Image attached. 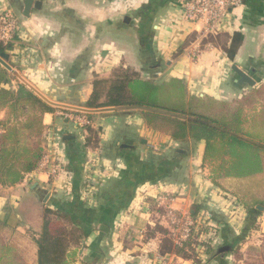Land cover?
Masks as SVG:
<instances>
[{"label": "crops", "instance_id": "crops-1", "mask_svg": "<svg viewBox=\"0 0 264 264\" xmlns=\"http://www.w3.org/2000/svg\"><path fill=\"white\" fill-rule=\"evenodd\" d=\"M183 1L35 0L40 8L25 16L27 0H0V14L10 12L20 24L16 41L3 53L17 73L8 71L5 88L23 84L56 110L42 121L44 150L57 176L36 169L16 185L0 184L4 237L29 264H38L36 241L48 208L76 212L86 230L74 264H159L160 258L165 264H207L208 253L200 263L160 255L163 235L152 230H171L161 215L169 210L210 220L221 234L218 248L240 242L246 230L229 228L223 215L227 193L212 183L204 142L174 141L155 131L145 122L147 108L86 107L94 80L109 79L118 66L132 67L147 80H181L187 97L220 101L237 100L253 88L238 83L234 65L256 85L264 82V0H243L219 32L244 35L233 62L202 45L203 25L184 21ZM60 112L86 116L97 145L86 146L87 129ZM7 116L2 111L0 120ZM213 260L220 264L215 255Z\"/></svg>", "mask_w": 264, "mask_h": 264}, {"label": "trees", "instance_id": "trees-1", "mask_svg": "<svg viewBox=\"0 0 264 264\" xmlns=\"http://www.w3.org/2000/svg\"><path fill=\"white\" fill-rule=\"evenodd\" d=\"M243 42L244 35L237 31L232 35L207 34L202 45L218 48L233 62ZM10 47L0 41V55ZM9 82V72L0 65V113L8 112L7 118L0 120V184L4 186L16 185L38 169L46 155L42 118L56 111L23 84L15 90L6 89ZM86 107L147 108L145 122L155 131L169 135L174 141L191 139L205 143V160L212 167L220 163L213 168L212 181L215 182V172L221 170L216 176L222 179L218 180L234 185L233 194L249 218L264 212L258 209L264 210V82L237 100L220 101L187 97L181 80H147L129 67L118 66L112 69L109 79L94 80ZM87 132L86 146L95 147L96 131L88 126ZM218 180L217 184L222 186ZM166 214L161 215L168 220ZM42 218L36 241L38 264H74L87 237L86 230L78 225L79 215L48 208ZM193 218L196 226L183 246L175 244L170 229L154 227L152 232L163 235L160 255H176L200 263L203 253L213 251L220 264H229L225 258L233 252L232 247L213 249L214 226L207 219L210 225L198 228L199 218ZM4 231L5 225L0 222V264H29L25 253L6 241ZM233 264L241 263L236 260Z\"/></svg>", "mask_w": 264, "mask_h": 264}, {"label": "built area", "instance_id": "built-area-1", "mask_svg": "<svg viewBox=\"0 0 264 264\" xmlns=\"http://www.w3.org/2000/svg\"><path fill=\"white\" fill-rule=\"evenodd\" d=\"M243 0H184L183 19L185 22L198 26L203 25L204 34L219 33L231 16L233 9L242 5ZM19 27L16 18L10 12L0 14V41L5 45L13 44L18 36ZM62 118L69 120L79 127L87 129L91 121L83 115L70 112H60ZM2 131L0 130V133ZM38 170L48 171L52 177L58 174V168L53 160L46 155L41 160ZM176 245L183 246L191 237L196 221L193 217L169 210L166 214ZM198 228L207 225V220L199 219ZM165 259L160 258L159 264H165Z\"/></svg>", "mask_w": 264, "mask_h": 264}, {"label": "rangeland", "instance_id": "rangeland-1", "mask_svg": "<svg viewBox=\"0 0 264 264\" xmlns=\"http://www.w3.org/2000/svg\"><path fill=\"white\" fill-rule=\"evenodd\" d=\"M16 22L20 30V24L17 19ZM131 69L133 68L131 67ZM141 77L143 76L141 75ZM155 79L156 78L152 76L151 80L155 81ZM156 80L161 81L159 78H157ZM214 164L216 166H219L220 163L216 162ZM215 165L214 167L210 166L212 167V169L210 170L212 174L215 169ZM219 172L221 173V170H218L217 173L215 172V175L213 176L215 182L212 181V183L214 184V186L220 189V191H222L223 193H227V195L225 196L226 199L222 197L220 198L221 200L224 199L223 215L225 216V218H227L226 219L227 222L230 223L229 228L232 229V231H236L239 234H241V230H246V231H242L244 232V234L240 235V240L242 239L243 235H245L244 242L240 243L237 242V240L236 241L231 240L225 245V246H231L233 249V253L235 252V254L230 258L228 257L227 260H229L228 261L229 264H233L234 262H236V260H238L241 264L243 263L260 264L261 261L263 262L262 264H264V212L260 216L251 217L249 220V216L247 214V211L244 209V206L242 205V203L239 202L238 198L233 194L234 185L224 183V180H218L220 177L216 175H218ZM217 180L220 184H222L224 188L217 184ZM230 183L232 184L231 181ZM261 211H264L263 208ZM247 221H249L248 225H246ZM215 234L216 232L214 234L212 233V235ZM213 238L214 240L212 242V247L213 249L214 248L217 249L218 245L222 244L221 234L220 235L217 234ZM37 247L38 246L36 243V249ZM212 252H208V258L206 260L207 264L208 263L214 264ZM36 260H37V255H34V262H36Z\"/></svg>", "mask_w": 264, "mask_h": 264}, {"label": "water", "instance_id": "water-1", "mask_svg": "<svg viewBox=\"0 0 264 264\" xmlns=\"http://www.w3.org/2000/svg\"><path fill=\"white\" fill-rule=\"evenodd\" d=\"M40 5L41 3L35 2V0H27L26 6H25V16H29L30 11L33 7L39 9ZM0 65L3 66L7 71H10L14 75H17V73L13 71L12 67L7 63V56L5 54L0 55ZM232 70L238 76L239 84L241 85L247 84L250 87H254L256 85V81L251 76H249L246 72L241 70L238 66L234 65L232 67ZM36 93L39 94L38 92ZM258 209L262 210L261 207H258ZM103 230L105 229L103 228Z\"/></svg>", "mask_w": 264, "mask_h": 264}]
</instances>
